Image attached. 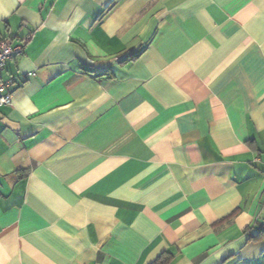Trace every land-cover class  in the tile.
I'll list each match as a JSON object with an SVG mask.
<instances>
[{
	"label": "crops",
	"instance_id": "crops-1",
	"mask_svg": "<svg viewBox=\"0 0 264 264\" xmlns=\"http://www.w3.org/2000/svg\"><path fill=\"white\" fill-rule=\"evenodd\" d=\"M0 264H264V0H0Z\"/></svg>",
	"mask_w": 264,
	"mask_h": 264
},
{
	"label": "built area",
	"instance_id": "built-area-1",
	"mask_svg": "<svg viewBox=\"0 0 264 264\" xmlns=\"http://www.w3.org/2000/svg\"><path fill=\"white\" fill-rule=\"evenodd\" d=\"M24 53L23 46H14L10 39H0V108L13 105V94L7 92L10 82L3 80L2 72L6 62Z\"/></svg>",
	"mask_w": 264,
	"mask_h": 264
},
{
	"label": "trees",
	"instance_id": "trees-1",
	"mask_svg": "<svg viewBox=\"0 0 264 264\" xmlns=\"http://www.w3.org/2000/svg\"><path fill=\"white\" fill-rule=\"evenodd\" d=\"M154 264H163V263L160 260H158Z\"/></svg>",
	"mask_w": 264,
	"mask_h": 264
}]
</instances>
